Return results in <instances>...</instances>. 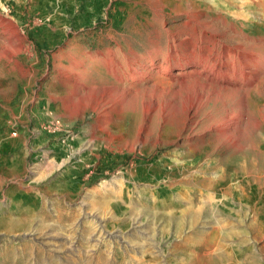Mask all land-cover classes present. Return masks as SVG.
Masks as SVG:
<instances>
[{
    "label": "rangeland",
    "instance_id": "rangeland-1",
    "mask_svg": "<svg viewBox=\"0 0 264 264\" xmlns=\"http://www.w3.org/2000/svg\"><path fill=\"white\" fill-rule=\"evenodd\" d=\"M257 1L0 0V254L29 246L32 263L37 255L47 261L50 250L65 257L61 251L72 246L44 236L56 228L76 237L77 262L70 264L92 257L102 238L131 264L157 257L155 264H264V148L253 127L239 151L215 144L218 131L207 132L213 104L192 134L185 113L146 123L142 105L156 82L129 87L117 80L132 64L146 71L152 51L203 39L207 24L236 26L246 43L264 45V5ZM156 60L161 65L164 56ZM78 83L85 95L108 89L111 97L72 105ZM262 92L264 85L253 95L255 108ZM230 184L236 190L227 195ZM95 221L102 229L93 244ZM142 242L158 248L143 258Z\"/></svg>",
    "mask_w": 264,
    "mask_h": 264
},
{
    "label": "bare ground",
    "instance_id": "bare-ground-1",
    "mask_svg": "<svg viewBox=\"0 0 264 264\" xmlns=\"http://www.w3.org/2000/svg\"><path fill=\"white\" fill-rule=\"evenodd\" d=\"M249 2L250 1H248L247 3H249ZM254 2L255 1H252L251 3L253 4ZM257 2H259L262 6L264 5V0H259ZM233 4L234 3L230 1V5L232 6ZM237 15H238V13H237ZM240 15H241V13H240ZM188 16H186V17H188ZM244 18H242V19H244ZM187 25H189V24H187ZM259 25H260V23H259ZM188 29H190V28H188ZM203 32H204L203 34L205 35V37H204L205 39L203 38V39L199 40L198 37L190 38L191 42H189L187 45L185 43H183L179 46V49H181V50L177 49L176 46H175V48H170L169 47L170 44H169L167 47H165V49L162 52L160 51V49L159 50L157 49L156 51H152L153 54L154 53L157 54L156 58L158 56H164V62L162 61L163 63L161 65H159V63L157 64L156 61L158 59L156 60V58H150V62H149L150 65H147V69H145L146 71H142L140 73L139 69L137 68V64H132L131 65L132 68L130 69V71L127 75V78L123 79V76L119 75L117 77V80L120 82L129 83L130 84L129 87H131L133 84L139 83V82L140 83H149L152 81L156 82L155 85H153V87L151 89L147 90L148 94H147V97L145 98V100L143 101V99H142V101H143V105H142L143 115L142 116H144L143 118L146 121V123L150 122V121H151V123H153L157 119L161 120L163 118H167L168 120H170V119L172 120L177 114L179 115V113H185L188 115V121L187 122L189 124H188L187 128H188L189 132L192 134L195 132L196 126L198 125V124H196L197 122L195 123V121L200 116V112L202 110H204L205 108H208L209 105L213 104L214 106H211L212 108L207 112L206 118H207V132L208 131L209 132L218 131V133H219L218 140L215 144H218V143L225 144L232 150L241 151L244 149L243 144H242V136L244 135V132H246L249 127H253V129H252L253 130V133H252L253 138L257 139V141H258L257 143L262 148H264V134H260L261 128L264 125V92L260 93V95H259L262 98L263 102L261 104H259L257 108L254 107V104L256 106L257 101L256 102L253 101V95L255 94L257 89L261 88V86L264 85V77H263L264 73L262 74V72L264 71V67L261 66V65H264V45L259 44V43L257 44V42L246 43L248 38L243 36L241 31L236 26L231 27V26H228V24L224 25V27H220V26L219 27H211V25L207 24V28L206 29L204 28ZM195 34H197V32ZM218 37H219V39L220 38L221 39L217 40L216 38H218ZM223 39H224V41H221ZM155 69H158V71L155 72ZM205 74H206V77H204ZM73 78L77 79L78 75H73ZM259 82H260V84H259ZM257 83H258V85H257ZM78 84H81V83H78ZM162 84H164L168 87H166V86L163 87ZM80 86L83 89V94L81 93V90H80L81 88L77 89L72 94V97H71V104L72 105H77V104H80L81 102H84V101L87 104L90 99L91 100L95 99L96 101H99V102H105V101L109 100L111 97V93L109 92L108 89H104L103 91H100L99 89H92V90H90V92L87 95H85L87 88H85V86H83L82 84ZM92 92L94 93V95L91 94ZM129 94H130V91L125 92V94L123 95V99H126L129 96ZM221 104L223 105L222 108L219 107ZM147 129L148 128L146 125L142 128V130L140 132V139H142L143 135L146 134ZM250 132H251V130H250ZM152 134H151V132L148 133V135H146L145 138L149 139V137ZM149 142H151V141H149ZM143 143H146V141ZM248 144H250V143H248ZM202 145H204V144H202ZM213 147H214V145H213ZM228 147H226V148H228ZM253 147H254V144H253ZM243 154H244V152H243ZM223 165H224V163H223ZM252 169H253V167H252ZM212 189L214 190L215 188H212ZM212 189H210V191ZM233 190H236V186H234L233 184H230L228 186V188L224 190V192L228 195ZM215 193L216 192L212 193L213 196ZM244 193H246V191H244ZM221 195H223V191L221 192ZM247 199H249V198H247ZM208 209L211 210V207H207V210ZM218 211H220V210H218ZM64 212H65V210H64ZM76 212H77V210H76ZM193 212L191 210H187L184 213H185V215H189L191 213L193 214ZM57 216H55V217H57ZM197 216L195 215L193 220H195V218L199 217V216L198 217ZM73 219H75V218H73ZM30 222H32V221H30ZM51 223L49 222L50 225H51ZM71 223H73V222H71ZM194 224H195V222L194 223L192 222V228L194 227ZM215 225H217V224H215ZM4 228H6V227H4ZM91 228H92V230H90V237L89 238H90L91 242L92 243L94 242L93 244H95L96 232L100 231L102 229V223L99 221H95L93 223V225L90 227V229ZM50 230H49L50 231L49 233L47 232L48 234H46V233H45L46 235L43 234L45 236V239L50 242L49 244L54 245V243L64 241L66 243H69L72 246L71 249L73 248V244H75V242H76V237H74V238L71 237V239H70L68 237L69 235H63L61 233L56 232V230H57L56 228H51ZM179 231L182 232L183 228L180 229ZM82 234H84V233H82ZM138 234H139V232H138ZM218 234H219V231L217 232V235ZM10 237H11V235H10ZM144 239H146V238L144 237ZM85 240H87V238ZM124 240H125V238H124ZM104 241L105 240H103V238H102V240L97 241L96 245L92 246L95 249L94 251L92 250V253L94 252V255L92 257L89 255L88 256L86 255L87 257L84 259L85 264H111L112 259H113L111 257V254L115 257V259H118L117 263H119V264H131L132 263L129 260V258L126 256L120 255L118 257L117 252L114 251L113 249L112 250L110 249V247H109L110 244L107 245L108 241L106 244L104 243ZM28 243H29V241H28ZM84 244H86V246L90 247V243H87V241H86V243L84 242ZM24 246H25V244H24ZM59 246H61V245H59ZM62 246L64 247L65 245H62ZM137 246L139 247V250H141V253L143 254V258L145 257L144 255L147 253V251L154 250V249L158 248V246H156L155 244H151L150 245L151 248H149L147 250V248H146V247H148L147 242L138 243ZM16 247H18V246H16ZM63 247H61V248H63ZM226 247H227V245H226ZM33 248H34V246H33ZM81 248H82V246H81ZM104 248H106V249H104ZM71 249L62 250L61 253L65 254V257H60V258H54L55 252L53 250L48 251L47 254H48V260H50V264H70V262L71 263L77 262L76 261V258H77L76 255L77 254L75 255V252H77V250L75 251V248H73L72 250ZM82 250H83V248H82ZM131 251H133V250H131ZM32 253H31L29 246L22 248L18 252H15V254H14V249H11V247H7L4 250V253L0 254V259H1L0 264H47L48 260L45 261V259L42 258L41 255H37L36 262L32 263L31 262V257L33 255ZM154 253H157V252H151L152 255H154ZM79 256L82 257V255H79ZM154 256L157 257L156 255H154ZM157 258H152V260H150V262L145 259L146 263L141 262L139 264H155ZM81 261H79V262H81Z\"/></svg>",
    "mask_w": 264,
    "mask_h": 264
}]
</instances>
